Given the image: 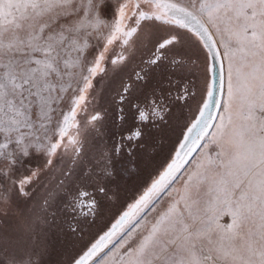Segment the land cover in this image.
Here are the masks:
<instances>
[{
  "label": "snow or ice",
  "instance_id": "snow-or-ice-1",
  "mask_svg": "<svg viewBox=\"0 0 264 264\" xmlns=\"http://www.w3.org/2000/svg\"><path fill=\"white\" fill-rule=\"evenodd\" d=\"M0 264H264V0H0Z\"/></svg>",
  "mask_w": 264,
  "mask_h": 264
}]
</instances>
